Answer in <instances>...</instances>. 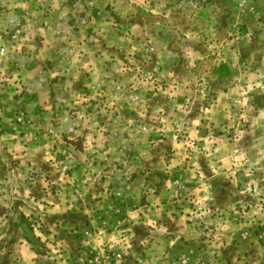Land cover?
<instances>
[{
    "label": "rangeland",
    "instance_id": "374dc122",
    "mask_svg": "<svg viewBox=\"0 0 264 264\" xmlns=\"http://www.w3.org/2000/svg\"><path fill=\"white\" fill-rule=\"evenodd\" d=\"M162 1L0 0V264H264V0ZM108 38V82H48Z\"/></svg>",
    "mask_w": 264,
    "mask_h": 264
},
{
    "label": "crops",
    "instance_id": "0c3cea01",
    "mask_svg": "<svg viewBox=\"0 0 264 264\" xmlns=\"http://www.w3.org/2000/svg\"><path fill=\"white\" fill-rule=\"evenodd\" d=\"M98 1L102 3L109 2L110 4H112L114 8L115 16L117 15L118 17L124 16L128 13L130 14V12H134V14H132L134 16H137V15L145 16V15H148V14H145V12L143 11L145 9L146 10L150 9L149 11L157 12L162 17L165 15L164 14L165 11L162 8V5H163L162 0H98ZM100 4L101 3H98V5ZM164 6H165V3H164ZM100 14L103 15L101 12ZM98 21L101 22V20H98ZM181 23L184 24V27L186 28L189 26L190 22L188 20H182ZM100 30H103V29L101 28ZM120 38L121 37H116L117 40H120ZM89 46H92V48L88 47V45L86 46V42H84L83 46L78 45V47L74 48L75 53L70 59L72 60L71 63L63 62L61 64H57L54 58L53 59L50 58V62H48L47 59L42 57V65L47 66V68L51 66L59 67L55 69L56 71L52 73L50 72L49 75H47L49 77L48 82H50L51 80L52 82L53 81L63 82V79L61 76L64 77V75L66 76L65 78L66 81L69 82L68 80L69 78L67 76H71L70 84L72 85V90L74 91H78L79 88L81 87L80 85L85 84L87 82H88L87 84H89L91 81L93 82L99 81L101 83L108 82L109 80H107L106 78L110 76L108 74H109V71H111L112 69L111 65H114V68L116 70L119 69V68H116L119 64V58H116V61H113L112 57L110 56L113 51V49L110 51V49L113 46L112 43L109 41V38H108V39H103V43L94 42V45L93 43H91L89 44ZM44 47L45 46L42 45L43 54H44V51H47L48 54L50 53L53 55V49H49L46 47L44 49ZM113 48H116V46H113ZM80 50H83V53H79ZM75 54H79V56L81 57H78ZM116 54L118 53L116 52ZM32 56L33 54L30 55L28 59V65L26 66L24 70V76L26 77L27 80H30V83H27L28 85H32L31 83L32 79H30V77H33V71H34V68L36 67L35 65L41 64L40 61L38 60V57L34 56L33 58ZM52 84L54 86H58L56 82H53ZM61 86H63V83L61 84ZM54 88L58 91V87H54ZM45 90L51 91V87L47 86L46 84ZM36 92L33 91L31 95H26V98L32 99L31 105L35 104L39 106V103H38L39 100L37 99ZM35 98L37 100H35ZM157 194H158L157 188L151 189L150 192L145 193L144 202L152 205L154 209H159V208L161 209L162 206L166 205V202L164 201L165 199H158L159 197ZM131 207L133 209L130 212L131 215L137 214L139 211H143L140 208H136V207H139L138 203H134V205ZM161 210L163 212V207ZM132 211H135V212H132Z\"/></svg>",
    "mask_w": 264,
    "mask_h": 264
}]
</instances>
